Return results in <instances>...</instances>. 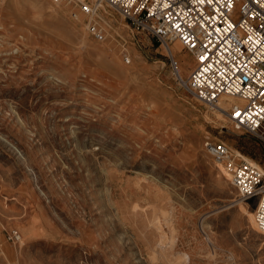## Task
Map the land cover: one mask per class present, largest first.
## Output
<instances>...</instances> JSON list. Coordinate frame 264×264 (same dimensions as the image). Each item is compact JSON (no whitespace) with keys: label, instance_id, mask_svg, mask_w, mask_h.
<instances>
[{"label":"rangeland","instance_id":"obj_1","mask_svg":"<svg viewBox=\"0 0 264 264\" xmlns=\"http://www.w3.org/2000/svg\"><path fill=\"white\" fill-rule=\"evenodd\" d=\"M109 10L0 0V264H264L257 197L205 146L264 171V141L181 85L178 40Z\"/></svg>","mask_w":264,"mask_h":264},{"label":"built area","instance_id":"obj_2","mask_svg":"<svg viewBox=\"0 0 264 264\" xmlns=\"http://www.w3.org/2000/svg\"><path fill=\"white\" fill-rule=\"evenodd\" d=\"M76 1L81 11L93 18L102 20L100 10L112 17L110 9L160 43L178 40L194 59L183 78L179 62L170 55L181 85L209 106L223 98L234 99L227 109L229 120L264 141V0ZM95 1L104 6H95ZM205 146L214 161L230 170V181L240 199L257 197L254 218L264 232V171L245 158L230 166L235 154L224 141H205ZM5 237L16 243L20 232L11 227L5 230Z\"/></svg>","mask_w":264,"mask_h":264},{"label":"bare ground","instance_id":"obj_3","mask_svg":"<svg viewBox=\"0 0 264 264\" xmlns=\"http://www.w3.org/2000/svg\"><path fill=\"white\" fill-rule=\"evenodd\" d=\"M99 3H101V2H99ZM99 3H97V4H99ZM101 4H103V3H101ZM230 99H232V98H230ZM226 100V101H225ZM234 100V99H233ZM233 100H228V98H223V100H220L217 104H215L214 106H212V107H217L218 109H219V111H221V113H223L224 114V116H227L228 117V115H227V109L229 108V105H230V102L231 101H233ZM256 222V221H255ZM257 225V224H256ZM257 228H258V230L259 231H261V232H263L259 227H258V225H257ZM264 233V232H263ZM18 242H21V233H20V239H19V241Z\"/></svg>","mask_w":264,"mask_h":264}]
</instances>
